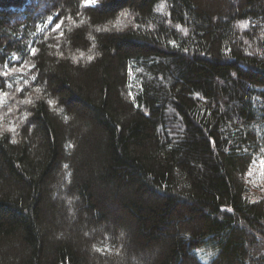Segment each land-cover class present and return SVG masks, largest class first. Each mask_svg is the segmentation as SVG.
<instances>
[{
  "label": "trees",
  "instance_id": "1",
  "mask_svg": "<svg viewBox=\"0 0 264 264\" xmlns=\"http://www.w3.org/2000/svg\"><path fill=\"white\" fill-rule=\"evenodd\" d=\"M262 162L264 0H0V264H264Z\"/></svg>",
  "mask_w": 264,
  "mask_h": 264
},
{
  "label": "snow or ice",
  "instance_id": "2",
  "mask_svg": "<svg viewBox=\"0 0 264 264\" xmlns=\"http://www.w3.org/2000/svg\"><path fill=\"white\" fill-rule=\"evenodd\" d=\"M87 2L89 3V4H91V3H94V0H87ZM60 25H57V27H59ZM33 54H35V50H33ZM262 163H264V162H262Z\"/></svg>",
  "mask_w": 264,
  "mask_h": 264
}]
</instances>
